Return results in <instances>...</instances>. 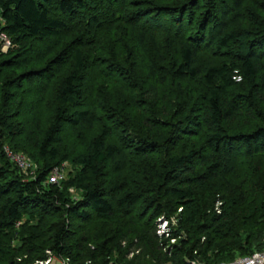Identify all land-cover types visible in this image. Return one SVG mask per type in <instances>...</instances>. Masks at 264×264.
I'll return each mask as SVG.
<instances>
[{"label":"trees","instance_id":"16d2710c","mask_svg":"<svg viewBox=\"0 0 264 264\" xmlns=\"http://www.w3.org/2000/svg\"><path fill=\"white\" fill-rule=\"evenodd\" d=\"M157 1L161 6L154 24L147 15L136 14L129 26L143 60L148 59L146 103L157 108L158 118L148 117L138 98L132 105L144 113L146 124L162 131L153 135L165 138L135 134L138 141L131 142L126 137L133 143L129 152L141 157L145 151H162L171 142H181V135L196 137L202 148L168 154L158 169L140 176L151 180H133L135 188L126 189L127 183L109 185L110 174L121 173L119 160L124 158L113 128H100L86 150L74 157L61 150L64 126L93 129L96 120L93 105L75 108L86 91L84 48L95 44L77 39L70 53L62 36L68 20L80 17L88 26L103 27L108 10L112 18L113 1L0 0V34L12 42L8 54L0 52V264H43L49 259L66 264H218L264 250V0ZM193 17L187 33L186 21ZM151 30L157 36L164 33L170 42L160 44L151 36L154 41L148 43ZM16 47L21 52L13 54ZM116 49L107 57L118 65L125 62L130 71L126 81L139 77L125 50ZM168 60L172 69L166 67ZM34 66L39 69L28 72ZM167 69L174 84L199 86L191 107L178 105L174 122H165L169 115L159 111L161 99L172 98L166 93ZM21 70L18 78L4 74ZM237 71L240 83L234 80ZM23 74L26 88L36 86L40 95L27 110L34 121L43 110L35 103L45 100L56 85L52 120L45 130L34 123L42 138L29 144L42 167L31 178L4 152L9 146L30 154L14 142L23 127L12 115L25 107L26 93L25 88L11 90L19 87ZM67 162L73 172L59 185L49 184L52 171ZM161 218L169 222L168 236L159 234ZM94 220L97 230L80 237L68 224L86 226Z\"/></svg>","mask_w":264,"mask_h":264},{"label":"rangeland","instance_id":"374dc122","mask_svg":"<svg viewBox=\"0 0 264 264\" xmlns=\"http://www.w3.org/2000/svg\"><path fill=\"white\" fill-rule=\"evenodd\" d=\"M112 1V18L110 17L111 10H108V16H103V27H97L94 25L88 26L87 20H84L80 17V20L79 18L76 21L68 20V24L70 23L69 29L62 36L64 46L69 47L70 53H72L71 49L74 48L77 39L86 38V40L89 39L90 44H95L93 47L90 46L84 48V54L87 59L85 74L86 91L84 99L81 102H78L75 108L85 110L89 106L93 105L96 120L93 129H88L86 127L74 129L68 125L64 126V143L61 150L63 153L69 154L70 157H74L86 150L88 143L98 134V130L100 128L107 126L110 129L113 128L115 131L114 140H116V143L120 147L122 146L124 158L123 160H119V165H121L122 167L121 173L117 175L112 172V174H110L109 185L111 186L113 182L118 181L122 182L123 184L127 183L126 189H128L135 188L132 184L133 180H136L140 183L143 179H145V181L143 182L151 180V176L147 175L148 178H140V176L145 174V170H148V173L150 174L153 170L155 171L156 169H158V165H161L164 162V159L168 156V154L172 155L177 151L181 152V150H190L194 148L195 145H197L199 149L202 147L198 145L200 142L199 139H197L196 137L188 136L187 138L184 137V135H181V139H179L180 135H177V138L181 142L176 144L174 142H171L170 144H172V146H165L162 151H145V154L141 155V157H136L129 152V148L133 144L131 142L138 141L135 134H140L145 137L151 135L155 138L158 137L160 141L165 138H160V136H154L153 132L158 131L156 126L146 124V121L143 118L144 113H140L132 105V99L138 98V100H141L143 102L144 108L145 110H147V116L152 119L158 118L156 115L157 108L154 105L150 106L149 102L148 104L146 103L144 79L147 73L145 65L146 63H148V59L147 61L143 60L145 59V56L139 50V47L137 46L136 42L131 39L132 34L134 32L133 28L129 26V23L132 24L130 17L132 16L133 18L136 14H138L137 16L147 15V20H151L149 23L154 24L155 22L153 21V18L155 17L153 16L158 11V6L161 5L158 3L157 0ZM229 1L230 0H227V3ZM193 15H195V13ZM109 18L110 22H107ZM193 23H195L194 17L191 22L186 21V24L189 27H186L185 32L188 33V30ZM144 25L147 26L146 23H144ZM145 29L150 28L147 26L145 27ZM148 33L154 34H148V43L154 41L151 36H154L160 44H167L168 42H170L169 39L168 41H166L167 36L164 33H160L158 36L153 30L148 31ZM91 37L93 38L91 39ZM114 43H116L118 47L125 50V57L128 59V61L132 62L130 67L133 66L135 69H137L139 77L130 78L127 82L126 76L130 74V71L123 67V65L125 66V62L118 65L116 61L111 60L109 59V57H107L110 51L115 50L117 52V46ZM113 45L114 47L112 48ZM20 50L21 49H19V47H16L11 51L13 52V54H17L21 52ZM0 52L8 54L9 50L4 52L2 49H0ZM208 60H211V58H207L206 62ZM133 61L135 62L134 65ZM221 61L224 62L225 59L217 58V62ZM169 66L171 67V63L168 60L166 67ZM32 68L39 69V66L31 67L30 69H28V72L29 70H32ZM167 70L169 71V69ZM23 71L24 70L17 72L6 71L4 72V74L6 76L18 78ZM141 72L143 75L141 74ZM25 78L26 75L24 76L23 74L18 85L19 87H17L18 89L15 86L13 90H11V93H19L22 88H25L23 91L26 93L25 107L17 109L13 113L12 117L13 121L20 125V128L23 127L21 130L22 135L16 138L14 142L16 144H22L24 147H26L25 149H28V152H30V154L27 153L25 155L32 161L34 169L28 174L24 175L26 178H31L38 170H40V167H42L41 162L38 159L32 157L31 155L35 154V152L33 151V144L29 143L33 140L38 141L37 139L42 138V135L36 131L34 123L40 122L37 123L36 126L39 124L41 130H45L49 125V122L52 120L53 108L54 106H56V104H54L56 85H53V87L50 89L51 91L49 92L45 100L42 101L41 98V101H37L35 103V106H39L40 104V107H42L43 110L40 111V113L35 114L36 120L34 121L31 112L28 113L27 110L30 109V107L40 97V95L37 94L38 90L36 86H34L33 88H26L27 86L25 84ZM166 86H168L166 87V93L169 94L172 98L167 100L165 99L166 97L162 98L160 104L163 106H161L159 111H161L162 114L169 115L168 119L163 117V120H165V122H171L174 120L175 117L178 116L179 111L181 110L179 109V104L183 106L182 109L188 108L189 105L190 107L193 105L196 96L199 95V86L198 88L191 89L184 83L182 85L178 83L174 84L172 71L169 73ZM20 92H22V90ZM111 101H113V104L111 103ZM120 109L122 110V113L125 117L123 121H120L119 119ZM115 118L117 122L113 121L115 120ZM188 129L189 125L186 126L185 130ZM126 137L131 138V142L129 141V139H126ZM177 144H180L179 147H177ZM169 148H172L173 151L170 152ZM60 167L64 168V178H66L69 172H73L74 169L72 164L69 162H67V164L63 163ZM73 196L76 200L79 198V195L73 194ZM179 212H181V210H179L178 213ZM96 221L97 220H94L93 223L86 226L75 221H68V224L72 226V230H78L76 231L78 232L77 237H80L81 235H86L89 234V232L91 233L96 231L97 229H94L97 224ZM163 222H166V220L162 222L158 221V227L162 228L159 233L162 234L170 229V226H168L166 230L163 229ZM172 223L174 226L177 225L178 221L176 220V218L172 219ZM182 235L184 236V238L187 237L185 232H182ZM174 242L175 241L173 240L172 243ZM43 264H66V262H64L63 260H53V262H51V260L49 259Z\"/></svg>","mask_w":264,"mask_h":264},{"label":"built area","instance_id":"2783aa9c","mask_svg":"<svg viewBox=\"0 0 264 264\" xmlns=\"http://www.w3.org/2000/svg\"><path fill=\"white\" fill-rule=\"evenodd\" d=\"M0 39L3 42L2 50L4 52H6L12 47V42L8 36H6L5 34H0ZM234 80L237 83H240L242 81V76L240 75L238 71L235 72ZM4 152L7 158L12 163H14L24 174H28L34 169L32 161L25 154L20 153V152H15L9 146L4 147ZM63 173H64V168L56 167L50 174L48 183L59 185L65 179ZM165 220H166L165 218H161L159 222H162ZM163 223L164 225L162 227L163 229L166 230L167 227L169 226V222L166 220V222H163ZM161 229L162 228L160 227L159 232ZM168 231H170V229ZM168 231L163 234L162 233H159V234L161 236H163L164 234L168 236V233H169ZM110 264H114V263H110ZM189 264H206V263L201 262L199 260H191L189 261ZM218 264H264V250L256 252L250 256L240 257L232 262H222Z\"/></svg>","mask_w":264,"mask_h":264}]
</instances>
